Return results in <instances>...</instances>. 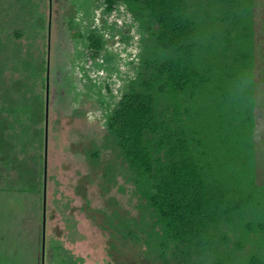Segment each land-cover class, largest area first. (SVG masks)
<instances>
[{"label":"trees","instance_id":"trees-1","mask_svg":"<svg viewBox=\"0 0 264 264\" xmlns=\"http://www.w3.org/2000/svg\"><path fill=\"white\" fill-rule=\"evenodd\" d=\"M11 2L19 25L0 26V191L26 200L41 228L48 78V122L54 86L98 103L105 136L88 163L102 165L101 191L119 171L137 197L136 215L103 212L102 227L127 238L136 264H264L258 0ZM54 31L68 43L63 84L64 62L51 74Z\"/></svg>","mask_w":264,"mask_h":264},{"label":"rangeland","instance_id":"rangeland-1","mask_svg":"<svg viewBox=\"0 0 264 264\" xmlns=\"http://www.w3.org/2000/svg\"><path fill=\"white\" fill-rule=\"evenodd\" d=\"M10 3L11 0H0V26L9 30L19 25L11 17L13 11ZM59 12L67 14L68 9L59 8ZM255 24L257 123L259 140L264 144V0L257 2ZM57 37L54 31L51 74L55 69L54 64H60L64 59V47L68 44ZM55 40H58V44L54 43ZM62 62L60 70L56 69L61 72L58 84L64 83L62 72L70 68L69 64ZM75 72L78 77L79 71ZM69 96L62 89L58 92L54 86L47 127L45 212L43 214L42 197L41 228L37 227L35 216L26 214V210L29 211L26 200L17 202L10 193L0 191V264H42L43 215V264H48L49 247L56 245L55 253L63 259L53 262L57 264H136L135 249L127 247V238L102 225H107L103 212L111 215L113 210L121 214L129 211L136 215L134 206L137 197L132 194V185L125 180V174L119 171L108 191H101L102 165L94 168L87 157L89 151L100 147L104 141L105 131L96 115L98 103L82 97L70 100ZM109 158H113V154H104L102 161ZM77 185L81 187L79 193H86L88 204L78 194ZM22 204H25V209H22ZM109 253H112L111 257Z\"/></svg>","mask_w":264,"mask_h":264},{"label":"water","instance_id":"water-1","mask_svg":"<svg viewBox=\"0 0 264 264\" xmlns=\"http://www.w3.org/2000/svg\"><path fill=\"white\" fill-rule=\"evenodd\" d=\"M45 125H44V181H43V214L45 212V191H46V158H47V127H48V118H47V108H48V78L46 80V92H45ZM44 215H43V223H42V264H43V254H44Z\"/></svg>","mask_w":264,"mask_h":264},{"label":"flooded vegetation","instance_id":"flooded-vegetation-1","mask_svg":"<svg viewBox=\"0 0 264 264\" xmlns=\"http://www.w3.org/2000/svg\"><path fill=\"white\" fill-rule=\"evenodd\" d=\"M56 246L49 247V250H48V258H47L48 264H57V263H53L54 261H56L55 260V257H54L56 255V253H55ZM61 260H63V259L61 258Z\"/></svg>","mask_w":264,"mask_h":264}]
</instances>
